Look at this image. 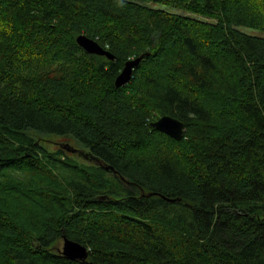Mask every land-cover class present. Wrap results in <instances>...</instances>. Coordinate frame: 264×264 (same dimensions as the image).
Masks as SVG:
<instances>
[{
    "label": "trees",
    "instance_id": "16d2710c",
    "mask_svg": "<svg viewBox=\"0 0 264 264\" xmlns=\"http://www.w3.org/2000/svg\"><path fill=\"white\" fill-rule=\"evenodd\" d=\"M244 29L264 34V0H0V264H264V37Z\"/></svg>",
    "mask_w": 264,
    "mask_h": 264
},
{
    "label": "water",
    "instance_id": "95a60500",
    "mask_svg": "<svg viewBox=\"0 0 264 264\" xmlns=\"http://www.w3.org/2000/svg\"><path fill=\"white\" fill-rule=\"evenodd\" d=\"M76 43L79 48H81L86 54L90 56L105 57L109 61H113L114 57L103 50L95 41H92L86 38L83 35H80L76 38ZM143 57H139L135 60H130L125 63L122 71L116 77L114 85L116 88H121L127 86L131 81L132 74L134 69L140 64ZM152 128L163 133L164 135L170 137L175 141H181L184 136L183 124L176 119L171 117H162L152 124ZM61 148L69 154H77L81 158L87 160L88 155L69 144L61 145ZM90 160H94L91 158ZM62 249L59 250L60 255L68 261L71 262H85L88 259V253L84 246L70 241L66 238L62 241Z\"/></svg>",
    "mask_w": 264,
    "mask_h": 264
},
{
    "label": "rangeland",
    "instance_id": "374dc122",
    "mask_svg": "<svg viewBox=\"0 0 264 264\" xmlns=\"http://www.w3.org/2000/svg\"><path fill=\"white\" fill-rule=\"evenodd\" d=\"M151 7H157L156 5H152V4H149ZM244 31L250 35H253V36H261V37H264V34L259 32V31H255V30H250V29H244ZM62 139L61 138H57V137H43V142L44 144L46 145L45 147L48 149V151H51V152H55L56 149L58 148L60 142L62 143ZM72 143H69L70 145H72L74 148H78L80 149L78 146H74L76 145V143L72 140L71 141ZM71 155V154H70ZM73 159L75 160H78L76 158H78L76 155L75 156H72ZM84 162H82L83 164ZM60 250L62 248V243L60 244Z\"/></svg>",
    "mask_w": 264,
    "mask_h": 264
},
{
    "label": "bare ground",
    "instance_id": "6f19581e",
    "mask_svg": "<svg viewBox=\"0 0 264 264\" xmlns=\"http://www.w3.org/2000/svg\"><path fill=\"white\" fill-rule=\"evenodd\" d=\"M63 244V243H62ZM62 249V248H61ZM88 253V252H87Z\"/></svg>",
    "mask_w": 264,
    "mask_h": 264
}]
</instances>
